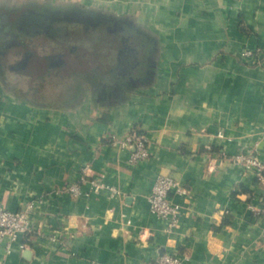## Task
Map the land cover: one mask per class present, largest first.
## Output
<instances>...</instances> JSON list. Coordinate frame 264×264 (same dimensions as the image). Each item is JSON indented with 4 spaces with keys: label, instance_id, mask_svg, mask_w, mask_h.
<instances>
[{
    "label": "crops",
    "instance_id": "0c3cea01",
    "mask_svg": "<svg viewBox=\"0 0 264 264\" xmlns=\"http://www.w3.org/2000/svg\"><path fill=\"white\" fill-rule=\"evenodd\" d=\"M7 1L0 0V200L14 210L40 202L29 231L11 245L1 240L0 264H150L166 251L186 253L184 264H264V216L254 210L264 183L230 160L239 151L264 158V0H32L25 8ZM50 12L97 16L116 34L123 23L135 51L122 35L97 29L94 42L105 45L93 70L69 61L33 69L37 55L19 66V43L28 40L13 27ZM55 28L45 33H66ZM75 54L92 57L86 48ZM133 129L148 136L151 152L137 164L132 147L113 142ZM161 174L188 189L171 193L182 209L176 225L150 207Z\"/></svg>",
    "mask_w": 264,
    "mask_h": 264
},
{
    "label": "built area",
    "instance_id": "2783aa9c",
    "mask_svg": "<svg viewBox=\"0 0 264 264\" xmlns=\"http://www.w3.org/2000/svg\"><path fill=\"white\" fill-rule=\"evenodd\" d=\"M253 53V49L247 48L244 50L245 55H253ZM113 142L121 146L132 147L129 160L133 164L143 162L151 156L148 136L137 129H133L123 138H114ZM230 160L240 165L245 171L253 172L264 183V158L258 152L239 151L233 154ZM94 186L97 189L104 187L101 182H94ZM70 188L76 194L80 192V186L77 184L72 185ZM172 192L186 194L188 189L174 176L161 174L154 181L149 201L151 210L155 214L169 219L171 225H176L182 209L179 203L172 200ZM38 202H40V199L32 200L26 202L22 208L14 210L8 208L0 200V243L3 238L7 237L10 240L9 245H11V242L16 240L20 233L30 230V212ZM254 210L264 216V192L261 197V206L254 208ZM22 246H25V244L22 243ZM188 258L186 253L166 251L150 264H184Z\"/></svg>",
    "mask_w": 264,
    "mask_h": 264
},
{
    "label": "rangeland",
    "instance_id": "374dc122",
    "mask_svg": "<svg viewBox=\"0 0 264 264\" xmlns=\"http://www.w3.org/2000/svg\"><path fill=\"white\" fill-rule=\"evenodd\" d=\"M15 0H8V4L14 2ZM27 1H32V0H23V7L25 6V3ZM25 8V7H24ZM19 12V11H17ZM51 18V17H49ZM47 18V19H49ZM46 19V20H47ZM42 20L40 18H38V16H34V15H30L29 17H27V20L24 18L22 20V23H20L18 26H14L13 28L17 30L18 32V36H21V38H23V40H28L26 41V43L28 44V46H26L24 44L22 50H25L26 48L32 50L34 52V55H37V58L34 59L33 58V63H32V68L33 69H38L39 66H43V65H51L52 67H55V64H52V61H47L45 58V55H52L54 57V53L57 51H61L66 59V61H69V64L72 68L78 69L80 67L82 68H87V69H95L96 67H98V59L95 60L94 57V52H97V49H100V47L104 48V45H102V43H97L94 42L95 37L94 34V30H90V29H84V28H80L78 26H73L72 30H71V34L68 35L67 37H56L55 39H53L51 36L49 37L46 33L45 30H43V26L42 24H39ZM44 21V20H43ZM42 21V23H44ZM38 24V29L34 31L33 29L31 30L32 27L36 28L35 25ZM13 28H8V32H11V34L13 33ZM102 31V33L104 35L110 34L111 35H117L118 37H120L121 34H116V33H112L109 30V26L108 24H104L102 25V28H100ZM46 32V33H45ZM99 33V34H102ZM118 33V32H117ZM10 34V35H11ZM98 34V35H99ZM14 36V35H13ZM12 37V35H11ZM114 39L116 38V36L113 37ZM97 39V38H96ZM52 40L56 41L55 44L52 42ZM104 43V42H103ZM73 47V49H71ZM88 49L89 53H91V58H83L80 59L77 58L75 55V53H79L81 52V50L83 49ZM110 48V46H109ZM11 54H16L14 53V50L11 49L10 50ZM23 53V52H22ZM23 55V54H19ZM40 58L39 61H37V59ZM15 60V59H14ZM13 61H9L6 60L8 66L11 65V63H14ZM15 73L13 74L12 71L9 70L8 73V78L11 81L16 80V76H14ZM19 80V79H18ZM28 82L31 84L32 83V79L28 78ZM52 82L55 83V87H58L62 84L63 80L61 79V77L59 75H55L52 79ZM51 85V84H50ZM51 87V86H50ZM54 87V86H53ZM57 89V88H56Z\"/></svg>",
    "mask_w": 264,
    "mask_h": 264
},
{
    "label": "flooded vegetation",
    "instance_id": "af4514ba",
    "mask_svg": "<svg viewBox=\"0 0 264 264\" xmlns=\"http://www.w3.org/2000/svg\"><path fill=\"white\" fill-rule=\"evenodd\" d=\"M49 17H51V18H49ZM47 18H49V19L46 20ZM40 19L42 21L44 20L43 21L44 23H42V21H41L39 24H42V26L44 27L43 30H45L47 33L51 32L53 25L56 26L55 29L63 28V31H65L66 33H61L60 37H67L68 35H70L72 27L76 25V22L78 23L79 21H86L88 23L87 29L94 30V31L97 29H100L102 27L103 22H104L103 18L101 19L97 16H95V17H85V16L82 17L78 13L77 14L76 13H70V14L67 13V14L62 15V14H54V13L50 12V13H45L43 15V17H41ZM52 19L54 20V22H52V21L49 22V20H52ZM57 22L60 25H58ZM35 26H36V28L32 27L31 30L32 29L34 31L39 30L38 24ZM114 31L121 33L123 41H125L124 44H126L127 50H130V49L134 50L135 49L133 46H131V44H134V42L131 38V35H129V34L126 35L127 27L124 26L123 23H118L116 25ZM11 44H12V41H10V43H7V47L11 46ZM22 44L23 45H20V46H22V48H23L25 43H22ZM25 45L28 46L27 43ZM71 49H73V47ZM6 51L9 52V49ZM22 52H23V59H21V61L18 63L19 66L24 65L28 58H29L28 60L30 61L31 57L34 55V52L28 48H26L25 50H22ZM54 54L55 55L52 58V64H55L56 66H64L66 64V59H65L63 53L61 51H57Z\"/></svg>",
    "mask_w": 264,
    "mask_h": 264
},
{
    "label": "trees",
    "instance_id": "16d2710c",
    "mask_svg": "<svg viewBox=\"0 0 264 264\" xmlns=\"http://www.w3.org/2000/svg\"><path fill=\"white\" fill-rule=\"evenodd\" d=\"M7 31H8V30H7ZM10 34H11V32L7 33V36H8V37L6 38V41H7L8 43H10V41H11L10 39H11V35H12V34H11V35H10Z\"/></svg>",
    "mask_w": 264,
    "mask_h": 264
},
{
    "label": "water",
    "instance_id": "95a60500",
    "mask_svg": "<svg viewBox=\"0 0 264 264\" xmlns=\"http://www.w3.org/2000/svg\"><path fill=\"white\" fill-rule=\"evenodd\" d=\"M1 32H3V31H1ZM7 33H9L8 31H7ZM5 43H7V41L5 42ZM5 43H4V45H5ZM19 45H23L22 43H19ZM5 47H6V45H5ZM5 50L6 49H4V52H5ZM29 59V58H28ZM28 59L26 60V63L24 64L25 66L28 64L27 62H28ZM64 63V62H63ZM62 64V63H61ZM66 66V65H65Z\"/></svg>",
    "mask_w": 264,
    "mask_h": 264
}]
</instances>
